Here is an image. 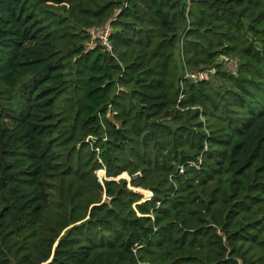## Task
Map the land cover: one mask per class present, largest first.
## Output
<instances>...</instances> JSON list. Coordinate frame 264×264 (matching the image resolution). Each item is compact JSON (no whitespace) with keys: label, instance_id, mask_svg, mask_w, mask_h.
<instances>
[{"label":"trees","instance_id":"obj_1","mask_svg":"<svg viewBox=\"0 0 264 264\" xmlns=\"http://www.w3.org/2000/svg\"><path fill=\"white\" fill-rule=\"evenodd\" d=\"M46 263L264 264V0H0V264Z\"/></svg>","mask_w":264,"mask_h":264},{"label":"built area","instance_id":"obj_2","mask_svg":"<svg viewBox=\"0 0 264 264\" xmlns=\"http://www.w3.org/2000/svg\"><path fill=\"white\" fill-rule=\"evenodd\" d=\"M110 33L111 29L109 26L102 28H91L88 32L89 36L91 37V41H98L100 46L108 51L111 50L109 41ZM87 45L88 44L86 43V46ZM215 65L217 67L213 66L210 68H200L195 71L184 69L183 79L191 82L208 81L216 75L217 68L235 77L239 69V59L236 57L223 55L216 60Z\"/></svg>","mask_w":264,"mask_h":264},{"label":"rangeland","instance_id":"obj_3","mask_svg":"<svg viewBox=\"0 0 264 264\" xmlns=\"http://www.w3.org/2000/svg\"><path fill=\"white\" fill-rule=\"evenodd\" d=\"M95 176H96V180L99 184L103 185V182L104 181H107L108 179L105 177V174L102 172V171H97L95 172ZM122 176H126L125 180L127 181V183L129 184L130 182V179L127 177L126 174H123ZM122 176H119V177H122ZM119 177H117L115 180H117ZM129 187V186H128ZM130 188V187H129ZM132 189V188H131ZM133 191L139 193L141 196H142V200L145 201V200H148L151 195L147 194L146 192H141V190L139 189H132ZM103 199H105V196L102 197Z\"/></svg>","mask_w":264,"mask_h":264},{"label":"water","instance_id":"obj_4","mask_svg":"<svg viewBox=\"0 0 264 264\" xmlns=\"http://www.w3.org/2000/svg\"><path fill=\"white\" fill-rule=\"evenodd\" d=\"M128 177V176H127ZM119 180H125V178L124 177H119L117 180H114V181H119ZM130 187V186H129ZM131 189V188H130ZM151 197H152V194H151ZM150 197V198H151ZM149 200V199H148ZM51 262V259L47 262V263H50ZM46 263V264H47Z\"/></svg>","mask_w":264,"mask_h":264}]
</instances>
